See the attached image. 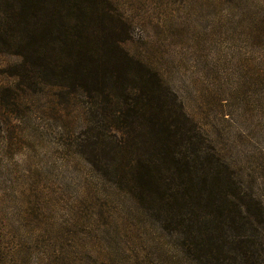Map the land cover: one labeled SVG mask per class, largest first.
Instances as JSON below:
<instances>
[{
  "label": "rangeland",
  "instance_id": "rangeland-1",
  "mask_svg": "<svg viewBox=\"0 0 264 264\" xmlns=\"http://www.w3.org/2000/svg\"><path fill=\"white\" fill-rule=\"evenodd\" d=\"M116 2L131 26L122 46L158 71L264 207V0ZM20 60L0 45V88L15 108L0 104V264H198L92 172L83 98L21 92ZM256 230L264 264V222Z\"/></svg>",
  "mask_w": 264,
  "mask_h": 264
},
{
  "label": "trees",
  "instance_id": "trees-1",
  "mask_svg": "<svg viewBox=\"0 0 264 264\" xmlns=\"http://www.w3.org/2000/svg\"><path fill=\"white\" fill-rule=\"evenodd\" d=\"M116 1L0 0V45L21 57L20 91L80 95L92 172L177 234L198 264H229L227 252L257 264L261 233L247 230L264 222L261 200L158 71L122 46L131 26ZM7 91L0 104L12 111Z\"/></svg>",
  "mask_w": 264,
  "mask_h": 264
}]
</instances>
